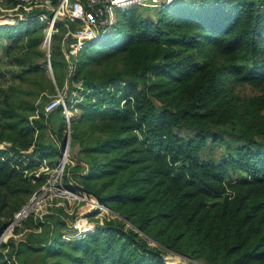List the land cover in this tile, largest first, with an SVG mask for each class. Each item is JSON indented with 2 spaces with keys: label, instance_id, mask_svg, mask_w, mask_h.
<instances>
[{
  "label": "trees",
  "instance_id": "obj_1",
  "mask_svg": "<svg viewBox=\"0 0 264 264\" xmlns=\"http://www.w3.org/2000/svg\"><path fill=\"white\" fill-rule=\"evenodd\" d=\"M157 9L153 18L137 8L122 12L116 32L78 53L70 76L66 27L59 23L51 38L62 52L63 72L52 49L50 62L59 87L67 82L66 103L72 91L82 95L73 96L80 113L70 128L88 162L75 183L132 225L105 219L97 231L66 240L67 221L44 214L38 219L49 217L50 241L0 242V264H30L24 251L41 253L36 264H166L161 246L208 264H264V0H179ZM26 13L25 26L0 18V37L26 36L19 64L43 53L48 24L35 16L53 11ZM246 83L260 92L235 90ZM35 111L25 98L0 104V143H10L0 148V235L41 184L24 177L15 156L59 153L44 139V114L32 123ZM209 142L224 147L218 158L204 153Z\"/></svg>",
  "mask_w": 264,
  "mask_h": 264
},
{
  "label": "rangeland",
  "instance_id": "obj_2",
  "mask_svg": "<svg viewBox=\"0 0 264 264\" xmlns=\"http://www.w3.org/2000/svg\"><path fill=\"white\" fill-rule=\"evenodd\" d=\"M73 0H61L58 5H52L48 4L47 8L49 10L53 11L54 14L56 13L58 19H65L66 14L64 12H67L68 5L72 3ZM163 1V0H161ZM178 1V0H177ZM181 2H187L188 0H180ZM63 4H62V3ZM46 7V5H43L42 2H38V4L33 6L26 7V11H23L21 9V4L12 3L9 0H0V18H7L10 19L6 24L12 23V24H20L22 23L23 26L26 25V19H21L20 15L27 16L28 11L34 9V8H42ZM159 7H150V8H137L139 9L144 15H146L149 18H153L156 16V13L158 11ZM124 11H119L118 15L122 14ZM25 22V23H24ZM41 22H43L41 20ZM5 23H1L0 27L4 25ZM5 24V25H6ZM44 32H48L50 29L49 26L46 28L44 24ZM19 27V26H17ZM116 27L109 29L108 32H106L105 37L113 34L116 32ZM16 33L20 32V29H15ZM17 37V36H15ZM26 36H22L20 39H18L16 42L13 41H7L4 37H0V104L4 103L5 96H7L12 103L15 105L19 104L20 100L25 98L29 100H34V104L36 107V110L39 109L42 111L44 105L51 100L52 98L58 96L59 94H62L63 98L66 100L67 96V86L64 84L60 88L59 85L56 83V78L54 76V79L51 78V70L53 71L54 67L57 72V74L64 71V62L62 59V52L59 47V44L57 40L55 39L53 42L50 41L49 47L52 49L53 52V65L48 62V57L46 53H44V49L42 47H39V50L43 52L40 55H37L35 51H32L30 54V60L32 61H24L23 63L19 64L17 60L15 59V56H21L24 53V40ZM52 42V45H51ZM77 62V59H76ZM32 65H38L40 69H31L28 70L27 67L29 64ZM43 69V71H42ZM23 71V72H22ZM18 72L19 76H16L15 73ZM54 72V71H53ZM50 83H52L55 88L53 89L50 87ZM48 85L46 89L43 91H39L40 87L43 85ZM72 86L75 88L77 87V84H72ZM81 90V89H79ZM235 90L239 92L241 95H253L260 92V89L253 88L250 84L246 83L245 85H238ZM39 91V92H38ZM73 96L75 97H81V91H72V98L70 101H68V108H69V114L70 117L68 118L64 107L60 106L57 109V112L54 111L53 115L50 114V116L58 117L60 121V125L58 120H53L52 124H50V116L48 118H44L45 121H48V126L44 132V139L48 140L50 143H54L57 148H59L58 154H48L44 160H38L39 164L34 165L30 168V171L34 172V170H39V167L41 165H44L45 167L48 166L49 168L46 170H42L41 176H45V178L41 177L37 180V182H40V186L44 185L47 182V177L54 174L56 176L58 174V171L56 172L55 169L58 167L60 162L62 161L61 156V146L63 144V141L66 138L68 126L71 124V120L75 119L77 115L80 113V109L77 106V103L79 102V99L73 100ZM70 102V103H69ZM32 118V123L35 124L36 118L33 117V115L30 116ZM52 121V119H51ZM2 126L3 124H0V132H2ZM72 132V131H71ZM10 146V143H7L6 141H2L0 143V148H7ZM224 151L223 146H219L218 144H214L212 142H209V145L207 148L204 149V153L206 156L211 154L213 157L218 158L220 153ZM40 155H37L39 157ZM66 156L72 160L64 161V168L63 172H59L58 180L62 182L64 185H68V187H72V184L75 183V181H80V177L77 175V172H81L84 170V167L87 165V156L84 155L81 152V147L78 143L75 141H71L68 145ZM50 160H55L53 164L50 163ZM43 163V164H42ZM79 170V171H78ZM236 175L234 174L233 177ZM70 178V180H69ZM232 178V177H231ZM54 179V178H53ZM52 179V180H53ZM69 181H68V180ZM57 183V184H60ZM74 187H77L76 185ZM39 188L36 187L32 193H28V199L26 202V206L18 213L17 217L15 218L14 222L11 224H8V227L6 228L7 234H5L2 238V234L0 235L1 242L13 244L14 246H17L20 241L24 242H46L48 243L50 241L49 237L51 236V228L52 225L49 224V217L43 218V221L40 222L38 217H42L44 214L52 215L54 218H60L61 221L65 220L68 223V228L63 227L61 228L62 234H74L78 233V231H82L83 227H86L88 225H101L102 221L104 219V213L100 211L98 214H92L88 219L85 221L86 215H80L84 209L83 207H88V204L86 202H82L78 199L76 196L67 195L61 192L59 189L53 190L50 187L43 189V191H39L37 194H35V191ZM28 205H34V208L32 211L28 213L26 216V209L29 208ZM86 207V208H87ZM75 215V216H74ZM25 216V217H24ZM4 220H8V217H5ZM23 220H22V219ZM51 218V217H50ZM11 220V219H10ZM9 220V221H10ZM21 220V221H20ZM33 222H37L39 225L33 226ZM87 223L85 226H82V223ZM131 225V224H129ZM82 226V227H81ZM78 227H81L78 229ZM69 229V230H68ZM5 230V231H6ZM4 232V230H3ZM80 235V234H77ZM61 237H63L61 235ZM15 241L16 243H14ZM153 245H158L156 242L151 241ZM159 249L160 254L162 255V259L166 264H208L204 259L200 258L198 260H191V258L186 257H176L175 252L171 251L168 248H165L163 246ZM39 254L40 252H27L24 251L21 253L20 257L22 258H28L30 264H36L39 261ZM171 257L175 256L176 258H169L168 255ZM167 255V257H166ZM49 259L52 260L53 256H49ZM17 264H22V262L17 259ZM171 262V263H170ZM197 262V263H195ZM13 264V262H11Z\"/></svg>",
  "mask_w": 264,
  "mask_h": 264
},
{
  "label": "built area",
  "instance_id": "obj_3",
  "mask_svg": "<svg viewBox=\"0 0 264 264\" xmlns=\"http://www.w3.org/2000/svg\"><path fill=\"white\" fill-rule=\"evenodd\" d=\"M20 1H22L21 4L24 5L25 8L28 6L36 5L40 1L42 2L43 5L47 6L49 4L48 0H20ZM172 1H177V0H163V1L161 0H73L72 3L68 5L67 12H64V14H66L65 19H58L56 13L54 14V12L51 16L46 13H40L37 16H35L36 18H39L43 22L47 23L50 28L47 32V34L50 32V38L46 34V37L41 47L42 49H44L46 55L47 54L49 55L51 53V48L49 47V45L52 38V33L58 32L59 31L58 24L62 23L66 27V31L61 39V48L65 60L67 62L68 76H70L75 72L76 57L78 53L83 49L85 45L92 44L98 41L99 39L105 36L106 32H108L109 29H112L117 25L119 18L118 12L120 10L126 11L132 8L144 9L150 7H161L162 5L169 4ZM20 16L21 19L29 18L28 16H24L22 14ZM47 41L48 44L46 45ZM77 86L81 87L82 83L81 82L77 83ZM60 106L64 107V110L69 118L70 117L69 108H68L69 106L66 103L65 99L63 98L62 94H59L58 96L49 100L44 105L42 111L37 109L35 111V114H33V117L38 118L40 114H44V117L48 118L50 114ZM30 119L31 121H33L32 118ZM61 156H62V161L55 169L56 172L58 171V174L56 176L52 174L51 178L50 176H48L47 182L44 185L39 186V188L35 191V194H37L39 191H43V189L53 187L55 190L59 189L61 192L66 191L70 193L69 195L78 197L80 201L86 202L88 204V207L86 205L87 208L83 207L84 210L81 211L82 213L80 214V215H86L85 221L92 214L94 213L98 214V212L96 211L101 210L105 214L101 225H97V224L88 225L87 223L84 222L82 223V226H85L86 224L87 226L83 227L82 231L80 230L78 231V233L63 235V237L66 240H75L82 238L85 234L93 233L97 231L98 227L103 226L105 219L109 220L110 218H115L119 216L118 213H116L108 206L99 202L95 197H93L87 191L82 189V187L79 186L78 184L73 183L72 187H68L63 184L62 178H61V182L60 180H58L59 172L60 171L63 172V168H64L63 161H66V158L67 160H71L66 155L64 159H63V155ZM15 158L23 162L24 167H21L19 162L15 164L13 163V165L24 175L25 178H27L33 183H36L37 180L41 177L45 178V176H41V173L43 169L44 170L48 169L49 168L48 166L45 167L44 165H41L39 167V170H34V172L30 171V168L32 166L39 164L38 160L41 161L42 159L44 160L45 158L44 156H39V157L36 156L31 159L19 158L17 156H15ZM86 167L87 165L84 167V170ZM84 170L82 172H84ZM59 182L60 184H57ZM75 185L77 187H74ZM20 211H18L15 214V218L17 217ZM81 227H78V229ZM8 262L9 264H11L10 260H8Z\"/></svg>",
  "mask_w": 264,
  "mask_h": 264
},
{
  "label": "water",
  "instance_id": "obj_4",
  "mask_svg": "<svg viewBox=\"0 0 264 264\" xmlns=\"http://www.w3.org/2000/svg\"><path fill=\"white\" fill-rule=\"evenodd\" d=\"M47 36L50 38V32L47 34ZM47 57H48V62H49V66H51L50 64H51V62H50V54L48 55L47 54ZM51 78L52 79H54V72L51 70ZM70 141H71V128H70V125L68 126V130H67V135H66V138H65V140L63 141V144H62V146H61V149H60V151H61V155H63V159L65 158V155H66V152H67V148H68V145L70 144ZM64 162V161H63ZM63 165V164H62ZM118 216L120 217V218H123L128 224H131L132 225V223L127 219V218H125V217H123V216H121V215H119L118 214ZM15 220V219H14ZM14 220H12L11 222H10V224L12 223V222H14ZM8 227V226H7ZM6 227V228H7ZM5 228V229H6ZM5 229H4V231H5ZM136 230H139V229H136ZM141 233H143L142 231H140ZM4 233V232H3ZM3 235V234H2ZM0 240H1V237H0ZM154 241V240H153ZM154 242H156V241H154ZM168 249H170V248H168ZM171 251H173V252H175V253H177V254H179L180 256H183V257H186V258H190V257H188V256H185L184 254H182V253H179V252H177V251H175V250H173V249H170Z\"/></svg>",
  "mask_w": 264,
  "mask_h": 264
},
{
  "label": "bare ground",
  "instance_id": "obj_5",
  "mask_svg": "<svg viewBox=\"0 0 264 264\" xmlns=\"http://www.w3.org/2000/svg\"><path fill=\"white\" fill-rule=\"evenodd\" d=\"M48 44V41L46 42V45ZM53 190H55L53 187H51ZM62 192H64V194H67V195H69L70 193H68V192H66V191H62ZM25 207H27V206H25ZM28 207L29 208H27L26 209V213H25V215H28V213L30 212V211H32L33 210V208H34V205H28ZM6 230V229H5ZM5 234H7V230L6 231H4V233H3V236L5 235ZM3 236H2V238H3ZM1 238V239H2ZM168 255V254H167ZM167 255H166V257H167ZM180 256V255H179ZM179 256H178V254H176V257H178L179 258ZM168 257L169 258H176L175 256H173V257H171L170 255H168ZM181 257V256H180ZM183 257V256H182ZM171 263V262H170ZM171 264H173V262L171 263Z\"/></svg>",
  "mask_w": 264,
  "mask_h": 264
},
{
  "label": "crops",
  "instance_id": "obj_6",
  "mask_svg": "<svg viewBox=\"0 0 264 264\" xmlns=\"http://www.w3.org/2000/svg\"><path fill=\"white\" fill-rule=\"evenodd\" d=\"M54 144V143H53ZM55 145V144H54Z\"/></svg>",
  "mask_w": 264,
  "mask_h": 264
}]
</instances>
